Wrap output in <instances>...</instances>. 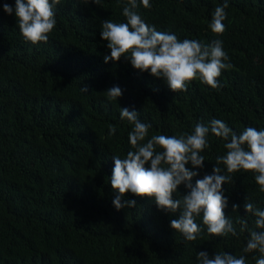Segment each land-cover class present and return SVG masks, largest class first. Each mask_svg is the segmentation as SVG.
Wrapping results in <instances>:
<instances>
[{
    "label": "trees",
    "instance_id": "trees-1",
    "mask_svg": "<svg viewBox=\"0 0 264 264\" xmlns=\"http://www.w3.org/2000/svg\"><path fill=\"white\" fill-rule=\"evenodd\" d=\"M224 2L140 5L139 14L158 31L202 43L220 39L229 56L232 68L219 77L222 87L196 79L175 93L163 78L135 69L125 57L105 62L111 53L102 23L126 22V0H61L47 43L36 45L24 40L15 12L4 11V4L15 9L16 0H0V264H198L200 251L210 257L243 254L255 220L244 205L264 210L255 174H231V183L223 185L229 201L224 212L236 235L208 234L201 216L196 241L171 227L179 211L160 210L154 198L128 192L123 199L135 200V206L117 210L118 192L110 183L113 157L123 159L131 150L132 125L121 119V108L152 125L149 138L191 133L196 123L213 119L237 133L264 129V0H227L226 30L218 36L209 23ZM113 86L122 96L109 100L105 92ZM110 125L115 135H109ZM208 139L193 184L212 174L216 157L226 152L222 140L211 133ZM178 192L183 196L188 189L180 185ZM238 218L247 220L248 229L241 231ZM244 255L255 264L259 254Z\"/></svg>",
    "mask_w": 264,
    "mask_h": 264
},
{
    "label": "clouds",
    "instance_id": "clouds-1",
    "mask_svg": "<svg viewBox=\"0 0 264 264\" xmlns=\"http://www.w3.org/2000/svg\"><path fill=\"white\" fill-rule=\"evenodd\" d=\"M92 2L100 5L101 0ZM60 3L61 0H16L15 9L8 4L3 7L9 15L15 12L24 40L36 45L47 43L56 25L55 8ZM141 4L144 8L151 6L150 0H126L122 11L126 22L106 20L102 23L101 37L108 42L111 53L105 56V62H118L125 57L135 69L163 78L175 93L187 91V85L196 79L213 89L222 87L219 77L223 70L232 68L223 41L180 40L173 33L158 31L139 14ZM227 7V0L222 6H217L209 23L211 31L218 36L226 30L223 21L227 18ZM81 90L88 91L87 87ZM105 94L109 100H116L122 96V90L113 86ZM120 117L132 125L129 132L131 150L123 159L118 155L113 157L110 183L118 192L113 200L115 208L134 207L135 200L123 199L126 193L131 192L140 197L154 198L162 211H179V218L171 220V227L186 241H196L200 237L202 229L196 219L201 216L208 234L217 237L229 233L236 235L233 221L224 212L229 201L224 195L223 185L231 183V174L251 172L255 174L259 190L264 192V129L247 127L237 133L224 121L213 119L208 124L196 123L191 133L179 136L158 134L149 138L152 125L142 122L136 111L121 108ZM116 131L115 126H109V135H115ZM210 133L224 142L226 152L216 157L212 174H205L193 184V178L199 175L193 169L204 167L205 157L201 153L210 147ZM149 163L150 167H146ZM189 163L192 168L186 167ZM180 185L188 189L187 194L180 196ZM232 207L234 211L239 209L236 204ZM244 208L255 220L254 228L248 230L243 254L232 255L224 251L210 257L207 251H200L197 253L198 264H247L244 254L249 253L259 254L253 257L255 264H264V210L250 202H246ZM237 222L242 226L241 231L248 229L246 219L238 218Z\"/></svg>",
    "mask_w": 264,
    "mask_h": 264
}]
</instances>
